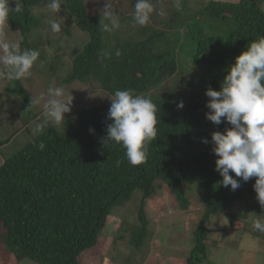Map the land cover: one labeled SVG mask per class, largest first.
Here are the masks:
<instances>
[{
  "label": "trees",
  "instance_id": "1",
  "mask_svg": "<svg viewBox=\"0 0 264 264\" xmlns=\"http://www.w3.org/2000/svg\"><path fill=\"white\" fill-rule=\"evenodd\" d=\"M48 2L22 0V12L10 11L0 23L7 42L18 43L21 51L40 53L31 75L20 80L0 77V243L7 254L37 264H83L81 259L98 246L113 212L138 195L137 223L121 222L119 238L128 234L130 245L142 250L152 230L148 200L166 187L179 208L187 211L191 201L186 190L196 185L206 207L186 261L215 264L208 256V249L216 244L212 234L225 235L248 218L247 213L231 209L247 201L256 219L264 209L260 211L253 188L256 177L240 180L235 191L219 183L223 178L216 171L218 157L212 151L211 135L230 125H216L206 118L210 98L205 92L209 87L221 90L235 58L250 42L264 37V0H180V9L173 4L164 29L149 26L141 38L118 42L110 52L105 51L109 32L101 29V16L90 13L86 0H62L59 12H50ZM151 2L161 5L167 0ZM15 6L10 0V7ZM48 20L60 23L61 31L53 33ZM176 26L178 37L173 36ZM74 33L88 42L75 50L73 59L62 60L60 48L67 41L58 40L59 36L70 38ZM182 61L190 63L184 84L192 91L151 99L157 107V135L148 144L145 161L132 166L122 145L103 143L112 123L110 96L128 89L142 95L175 75ZM49 86L104 94L99 104L85 105L86 97L73 98L71 112L56 127L45 123L43 102L28 110L31 99L41 94L47 98ZM181 101L182 109L177 106ZM222 217L229 221L226 228L220 227ZM242 232L251 233L248 228ZM251 235L264 240L260 231ZM92 254L101 262L96 249Z\"/></svg>",
  "mask_w": 264,
  "mask_h": 264
},
{
  "label": "clouds",
  "instance_id": "2",
  "mask_svg": "<svg viewBox=\"0 0 264 264\" xmlns=\"http://www.w3.org/2000/svg\"><path fill=\"white\" fill-rule=\"evenodd\" d=\"M15 4L13 8L10 7V0H0V22L7 19L10 11L22 12V0H15ZM61 6L62 0H49L47 9L59 12ZM174 6L179 10L180 0H174ZM156 11L151 0H135L134 23L148 25ZM157 14L163 17L166 12L161 7ZM48 24L53 33L61 31V24L56 20H48ZM100 26L105 32H112L121 26L111 0H105L101 9ZM119 54L117 51L116 55ZM39 55V51L34 49L21 51L18 43H9L0 34V77L20 80L31 75ZM205 95L210 98L206 104L209 110L206 118L216 125L222 122L230 125L224 132L215 131L211 135L212 151L218 157L216 171L223 178L219 183L224 187L231 186V190L235 191L241 186L240 180L247 182L256 177L253 188L258 202L264 207V37L250 42L246 50L235 58V63L227 69L221 90L209 87ZM110 98L108 119L112 123L107 126L103 143L122 145L129 164L137 166L145 161L148 144L156 138L157 107L149 97L135 94L131 89L116 90ZM72 101L66 98L62 87L49 86L47 98L41 94L31 99L28 110L43 102L45 123L51 122L59 127L66 119L65 114L71 112ZM177 106L182 109L183 101ZM36 128L39 130L41 125L37 123ZM203 142L209 143L207 139ZM44 147L41 142L39 148L43 150ZM230 173H234L235 177ZM253 228L264 232V223L257 219Z\"/></svg>",
  "mask_w": 264,
  "mask_h": 264
},
{
  "label": "rangeland",
  "instance_id": "3",
  "mask_svg": "<svg viewBox=\"0 0 264 264\" xmlns=\"http://www.w3.org/2000/svg\"><path fill=\"white\" fill-rule=\"evenodd\" d=\"M86 1L90 13L101 16V9L104 7L105 0ZM154 1L157 2V0ZM222 1L237 2L239 0ZM111 2L113 11L119 15L121 26L119 29L109 32V35L105 36V51L108 52L112 51L118 42L141 38L148 31L147 27L149 26L158 30L164 29V25L168 22L167 19L174 9L172 7L174 0L163 2L161 5H163L166 15L161 17L157 13L162 6L154 4L157 11L153 13L150 23L146 26H139L134 23V19L132 20L131 17L134 13L135 0H111ZM125 17H129L130 20L124 19ZM0 23L2 24V22ZM174 30L173 36L178 37L179 26H176ZM58 40L67 41L65 42V47L63 48L62 46L60 48L62 50L60 59L62 60L73 59L75 50L83 48V45L88 42L83 35L78 33H74L70 38L59 36ZM66 47H70V49H65ZM189 65V61H182L175 75L166 78L142 95L150 99H163L191 92L192 89L184 84L185 77H187L186 75L189 71ZM81 88L84 89V87ZM63 89L68 99L69 97L71 99L86 97L89 100L86 104L84 102L85 98L82 99L85 105L99 104V97L101 98L102 94H104L101 90L97 91L89 88L80 93H76L75 87L72 86L64 87ZM186 191L191 201V205L186 212H183L179 208L178 202L175 201L170 190L166 187L148 200L146 212L152 221V230L148 239L149 242L147 241L148 243L142 250H137L130 245L128 234L124 240L119 238L121 222L127 221V223H131L132 225L133 223H137V212L140 206L139 195L132 202L128 203L126 207H118L109 219L107 227L101 233L98 246L86 251L81 259L83 264H187L188 251L194 246L193 231L197 227L206 206L200 196L198 186L193 185L192 187H188ZM263 209L264 207L260 211ZM231 210L247 213L248 218L244 221V225L237 222L234 228L230 229L225 235H222L221 232L212 234L211 238L216 244L208 249L209 261L215 264H264V240L259 237H252L251 235V233L258 231L253 228V223L257 219L261 223H264V213L261 217L254 218V207L247 201L237 203ZM180 214L179 218L178 215ZM173 215L177 217L173 219ZM181 217L184 218V223H182L183 219ZM220 225L221 228H226L229 226V221L222 217ZM243 227L245 229L248 228L251 233H243L242 231L245 230ZM2 233L3 227L0 222V240ZM261 235L264 238V232H261ZM95 249L100 256L101 262L93 259L94 255L92 252ZM0 264L37 263L30 259L17 261L13 255L7 254L5 247L0 243Z\"/></svg>",
  "mask_w": 264,
  "mask_h": 264
},
{
  "label": "crops",
  "instance_id": "4",
  "mask_svg": "<svg viewBox=\"0 0 264 264\" xmlns=\"http://www.w3.org/2000/svg\"><path fill=\"white\" fill-rule=\"evenodd\" d=\"M180 216H181V214L178 215L179 218H180ZM175 217H177V216H176V215H173V219H174ZM181 218L183 219L182 223H184V222H185L184 218H183V217H181ZM173 219H172V220H173ZM179 222H180V221H179Z\"/></svg>",
  "mask_w": 264,
  "mask_h": 264
}]
</instances>
